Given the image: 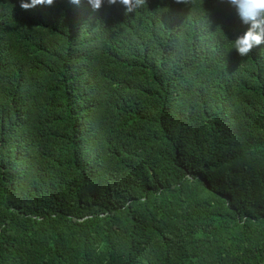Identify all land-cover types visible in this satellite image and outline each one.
<instances>
[{
  "label": "trees",
  "instance_id": "16d2710c",
  "mask_svg": "<svg viewBox=\"0 0 264 264\" xmlns=\"http://www.w3.org/2000/svg\"><path fill=\"white\" fill-rule=\"evenodd\" d=\"M20 2L0 0V264H264V50H232L236 9Z\"/></svg>",
  "mask_w": 264,
  "mask_h": 264
},
{
  "label": "clouds",
  "instance_id": "9594fccd",
  "mask_svg": "<svg viewBox=\"0 0 264 264\" xmlns=\"http://www.w3.org/2000/svg\"><path fill=\"white\" fill-rule=\"evenodd\" d=\"M67 4L69 0H21L20 7L29 10L37 6H53L55 3ZM72 4L79 5L81 0H70ZM93 11H98L105 5L121 6L125 14L133 13L145 6L147 0H86ZM189 0H176L177 4H187ZM227 3L234 7L242 23L249 25L242 34L241 30H235L231 48L239 56L248 57L254 52L264 50V0H227ZM242 34V35H241Z\"/></svg>",
  "mask_w": 264,
  "mask_h": 264
}]
</instances>
